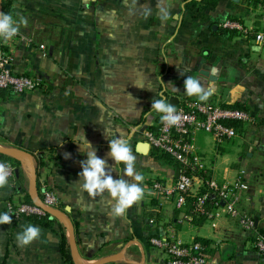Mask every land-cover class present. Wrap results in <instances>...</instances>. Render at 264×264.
<instances>
[{
  "label": "crops",
  "instance_id": "obj_1",
  "mask_svg": "<svg viewBox=\"0 0 264 264\" xmlns=\"http://www.w3.org/2000/svg\"><path fill=\"white\" fill-rule=\"evenodd\" d=\"M198 1L10 0L9 13L25 17L28 24L20 29L24 38L3 41L10 57L8 68L14 74L39 76L44 86L0 96V147L20 161L24 194L34 204L41 202L43 184L58 204L51 208L55 214H50L51 226L13 217L8 204L21 202L24 194L16 191L17 179H9L8 186L0 189V213L12 216L11 224L0 225V264H163L164 254L149 239L168 231L183 241L207 240L206 264H264L252 249L251 234L235 219L189 221L158 200L150 180L174 179L178 165L154 155L149 147L144 152L136 149L144 142L141 132L159 121V114L151 111L155 97L174 96L176 104L184 97L195 99L183 87L186 76H193L214 89L210 98L215 99L220 81L229 78L226 69L231 61L234 64L235 56L247 54L251 41L255 45L248 36L223 31L221 23L233 19L257 27L259 0H219L215 6ZM162 9L166 19L161 18ZM207 63L216 81L200 73ZM225 89L219 101H208L225 105L232 93ZM120 134L130 140L146 194L124 216L116 217L111 214L114 201L106 193L91 198L77 181L80 161L86 159L82 138L111 168L109 139ZM205 147L211 150L210 145ZM209 149L204 157L215 175L232 178L240 169L248 172V163L241 158L239 168L234 163L220 167V155L215 151L210 158ZM65 153L70 158L65 159ZM249 157L258 159L252 152ZM123 167L115 165L114 179L120 178ZM258 174L252 173L253 178ZM253 186L240 194V207L252 213L257 228L264 229V203L257 207ZM29 224L39 227L41 236L21 248L15 237ZM61 235L70 261L62 256Z\"/></svg>",
  "mask_w": 264,
  "mask_h": 264
},
{
  "label": "built area",
  "instance_id": "obj_2",
  "mask_svg": "<svg viewBox=\"0 0 264 264\" xmlns=\"http://www.w3.org/2000/svg\"><path fill=\"white\" fill-rule=\"evenodd\" d=\"M259 1L262 3V9L258 18L260 25L257 27H246L233 19L224 20L221 26L251 36L255 43L262 44L264 0ZM19 37L24 38L19 32L13 39ZM39 48L43 50L44 45L39 44ZM9 62V55L0 50V88L10 89L14 94H22L44 86V81L39 76L12 73L8 68ZM175 108L180 116L177 124L168 126L161 121L159 114L157 125L141 132L142 139L149 148L166 154L178 165V175L174 179L168 181L156 177L150 180L155 197L181 211V217L189 221L197 219L213 221L222 217L235 219L242 230L253 233L254 245L258 252L264 255V235L257 230L254 216L244 212L240 207V194L248 188L245 171L240 169L232 179L215 175L205 163L204 155L197 146L200 132L211 136L215 149L230 142L237 136L236 125L249 121L250 116L242 109L208 100L200 102L196 98H181ZM14 176L15 167L10 165L9 179H13ZM41 193L40 205L22 201L16 204L9 203L10 214L15 218L31 214L44 215L45 208H52L58 204L55 194L45 184L41 187ZM149 243L162 251L163 264L207 263L208 246L198 239L183 241L173 231H168L152 236Z\"/></svg>",
  "mask_w": 264,
  "mask_h": 264
},
{
  "label": "clouds",
  "instance_id": "obj_3",
  "mask_svg": "<svg viewBox=\"0 0 264 264\" xmlns=\"http://www.w3.org/2000/svg\"><path fill=\"white\" fill-rule=\"evenodd\" d=\"M161 11L163 13L161 18L166 19L167 13L163 9ZM27 24L28 20L25 17L16 18L12 13L0 12V40L4 42L12 40L19 34L21 27H26ZM183 87L187 96L196 97L200 102H206L214 93L213 88L206 87L204 82L193 76H186ZM151 111L160 114L161 121L168 126H173L180 120L175 106H172L169 99L164 98L162 93L159 98L153 99ZM82 140L86 159L80 161L81 171L78 174L77 182L80 183L81 191L86 192L91 198L102 197L106 193L114 201L111 214L116 217L124 216L127 209L140 202L146 194L143 187L145 177L136 170V158L132 153L130 140L123 134L115 135V138L109 139L107 156L114 161L111 168L106 159L97 156L96 149L90 142L84 137ZM64 156L65 159L70 158L69 153H65ZM121 164L124 166L120 171L122 175L120 178L114 179L111 172L115 171V165ZM9 177L10 165L0 162V189L8 186ZM11 223L12 216L10 214L0 213V225ZM40 236V228L29 224L21 232H18L15 238L17 245L23 248L39 240Z\"/></svg>",
  "mask_w": 264,
  "mask_h": 264
},
{
  "label": "rangeland",
  "instance_id": "obj_4",
  "mask_svg": "<svg viewBox=\"0 0 264 264\" xmlns=\"http://www.w3.org/2000/svg\"><path fill=\"white\" fill-rule=\"evenodd\" d=\"M222 30L233 31V34H241L235 30L225 28ZM233 34L232 32L230 33V38ZM248 39L251 40L252 37L248 36ZM234 60L235 63L233 64V61H231L228 70L226 69V74L229 78L225 81H220L223 84L219 85L217 94L214 95L215 99L210 98L209 100L219 101L222 97L223 89L226 88L227 92L230 90L232 93L230 99L225 104L234 105V108L246 111L250 116V120L242 125H238L237 136L217 149H215L216 146L211 136L207 133L200 132L197 142L201 140L200 143L203 144L199 150L202 155L208 154L207 149L209 148L205 147L206 145H210L211 148V150L209 149L212 153L210 158L215 151L220 155L218 157L220 167L236 166L234 164H237L239 168V164L237 163L238 158L243 159L244 163H248L246 166L243 164L248 169V172L245 170V173H248L251 178L249 179V176H247V182L249 183L247 190L251 188L249 187L250 185H254L251 195H255L254 197L257 198L258 207V205L264 203V149H259L260 145H264V42L262 44L255 43L254 45L251 41L250 51L247 54L235 56ZM251 152L255 157H258L257 160L254 161L252 157L248 156ZM204 161L207 165L211 162L206 157H204ZM255 172L259 174L253 178L252 173ZM226 176H228L227 173ZM228 178L232 179L233 177ZM248 214L252 215L251 212H248ZM257 230L264 235L263 228H257ZM250 234L252 249L255 255L264 258V255L259 253L254 245L253 233L251 232Z\"/></svg>",
  "mask_w": 264,
  "mask_h": 264
},
{
  "label": "trees",
  "instance_id": "obj_5",
  "mask_svg": "<svg viewBox=\"0 0 264 264\" xmlns=\"http://www.w3.org/2000/svg\"><path fill=\"white\" fill-rule=\"evenodd\" d=\"M218 1L219 0H199L198 3L200 5H211V6H215L218 4ZM1 4V12H4V13H9V5H10V0H1L0 2ZM0 50L1 51H4L7 53V47L3 44V40H0ZM5 92H12L10 89H7V88H0V96L4 95ZM223 105V104H222ZM224 106H231V107H234V105H228V104H225ZM239 125V124H238ZM236 125V127L238 126ZM152 153L154 155H159V156H162V157H166L168 159H170L166 154L162 153V152H159L155 149H152ZM0 161L2 162H6L12 166L15 167V176L14 178L17 179L16 181V191L17 193H22L24 194V188L22 187V184H21V170H20V161L10 155H7L5 153H2L0 152ZM43 162V156L41 157V155L39 156L38 158V165H42ZM210 175V174H208ZM190 200V199H189ZM22 202H25V203H28V204H34L31 199L29 198V196H27L26 194H24V198L22 200ZM23 217L25 218H28L32 221H35V222H39L41 223L42 225H45V226H51V223L53 221V218L52 216L46 212L44 215H37V214H31V215H23ZM199 241L203 242L205 245L208 246V241L207 240H204V239H198ZM60 250H61V253H62V256L63 258L66 260V261H70V255L68 254V252L66 251V241H65V237L63 235L60 236Z\"/></svg>",
  "mask_w": 264,
  "mask_h": 264
},
{
  "label": "water",
  "instance_id": "obj_6",
  "mask_svg": "<svg viewBox=\"0 0 264 264\" xmlns=\"http://www.w3.org/2000/svg\"><path fill=\"white\" fill-rule=\"evenodd\" d=\"M0 12H1V6H0ZM216 28H217V25H213V26H212V29H216ZM208 65H209V63H207V65H204L203 69L200 70V73H201L202 75L206 76L209 80H211V81H216V80H217V76H216V75H212V74L209 73V71H208ZM224 92H226V89L224 90ZM168 99H169V103H170L171 105H175V104H176V102H175V103L172 102V100H173V99H176V97H174V96H170ZM146 148H148V144H147V143H145V142H139V143H137L136 149H137L138 151H142V152H144V150H145ZM259 149H264V145H260V146H259ZM0 152H2V153H7V154H10V155L13 154V152L10 151L9 149L1 148V147H0ZM249 156H250V154H249ZM178 171H179V170L177 169V171H176V177H177V175H178ZM37 205H40V203H37ZM45 210H46V212H48L49 214H51V215H55L54 212H53V210H52L51 208H45ZM254 220H255V225H256V218H255V217H254Z\"/></svg>",
  "mask_w": 264,
  "mask_h": 264
}]
</instances>
